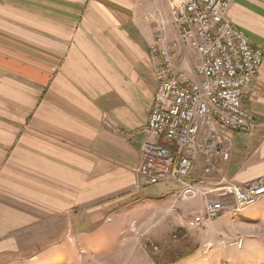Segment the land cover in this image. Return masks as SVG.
Returning a JSON list of instances; mask_svg holds the SVG:
<instances>
[{"label": "crops", "instance_id": "1", "mask_svg": "<svg viewBox=\"0 0 264 264\" xmlns=\"http://www.w3.org/2000/svg\"><path fill=\"white\" fill-rule=\"evenodd\" d=\"M158 11L166 16L160 0H0V264L69 250L77 230L141 197L173 201L178 183L145 194L135 174L142 145L155 140L147 123L159 84L150 53ZM227 17L263 65L241 100L253 134L227 133L232 151L218 174L204 176L200 160L190 176L208 191L264 178V0H233ZM173 44L178 68L194 76L196 54L168 28L160 47ZM45 230L69 239L45 247L41 237L32 247L42 253L30 255V239Z\"/></svg>", "mask_w": 264, "mask_h": 264}, {"label": "built area", "instance_id": "2", "mask_svg": "<svg viewBox=\"0 0 264 264\" xmlns=\"http://www.w3.org/2000/svg\"><path fill=\"white\" fill-rule=\"evenodd\" d=\"M172 2L171 23L179 42L196 54L194 76L178 68L176 44L162 48L164 39L158 35L150 53L160 60L155 68L159 84L147 123V133L155 140L142 145L136 172L147 186L177 182L181 197L191 200L202 194L187 181L197 163L201 160L210 174L229 157L227 133L248 135L255 128L254 115L241 100L263 65V54L229 21L233 0ZM215 191L220 193L207 201L206 217L194 218L189 226L257 205L264 198V178Z\"/></svg>", "mask_w": 264, "mask_h": 264}, {"label": "rangeland", "instance_id": "3", "mask_svg": "<svg viewBox=\"0 0 264 264\" xmlns=\"http://www.w3.org/2000/svg\"><path fill=\"white\" fill-rule=\"evenodd\" d=\"M171 3L172 0H160V5L166 8V16L157 12L158 23L153 24L155 40L158 35L163 36L165 40L168 28L172 33L175 30L169 19ZM253 132L248 135H252ZM226 148L229 157L227 160L222 159L218 166L230 158L232 151L230 141ZM136 167L137 189L147 194L146 190L151 186L141 181ZM217 169L210 174L214 172L218 174ZM203 174L210 175L205 174L204 168ZM190 176L187 181L197 185L189 180ZM254 182L236 186H247ZM197 187L202 194L191 200L181 197L180 186L175 190L173 201L169 203L166 199L157 196L150 197L153 199L149 196L141 197V202L129 210L125 212L116 210L115 216L99 219L94 224L93 230H77L76 234H73L74 237L71 236L73 243H69V250L67 244L61 247L55 246L45 252L38 262L31 258L26 262L27 264H264V198L257 205L244 211L228 212L213 220L205 218L197 227H191L189 226L191 220L196 217H206L207 201L216 198L220 193L215 190H203L198 185ZM199 199L203 200V209L195 210L193 203ZM229 202L232 204L233 200ZM53 231L57 230H45L46 234L36 235L30 239V255L42 253L40 249L36 251L32 247L34 244L40 248L39 241L35 242V240L41 237L45 239V247L56 243L58 238L69 239L64 234L66 230H60L58 234H53ZM240 241L243 242L241 247L238 245Z\"/></svg>", "mask_w": 264, "mask_h": 264}]
</instances>
